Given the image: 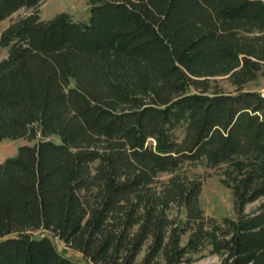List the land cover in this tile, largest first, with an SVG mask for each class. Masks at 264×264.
<instances>
[{"label": "trees", "instance_id": "1", "mask_svg": "<svg viewBox=\"0 0 264 264\" xmlns=\"http://www.w3.org/2000/svg\"><path fill=\"white\" fill-rule=\"evenodd\" d=\"M42 1L0 0V21L34 9L0 31V142H32L0 162V264H80L51 237L90 264H264V204L244 211L264 196V95L241 88L264 72V0H86L88 23ZM226 74L236 91L213 86ZM199 161L235 218L205 215L182 171Z\"/></svg>", "mask_w": 264, "mask_h": 264}, {"label": "rangeland", "instance_id": "2", "mask_svg": "<svg viewBox=\"0 0 264 264\" xmlns=\"http://www.w3.org/2000/svg\"><path fill=\"white\" fill-rule=\"evenodd\" d=\"M34 10L33 8L25 9L20 8L15 11L9 17L0 21V31L7 25L12 23L14 19L19 16L28 14ZM40 19H50L61 12L66 13L69 18L73 21H79L88 23L90 19V6L86 0H43L40 6L36 9ZM8 53L6 47L0 46V60L5 57ZM213 86L220 88L221 90L236 91L238 88L236 85L232 84L228 78V75H221L214 77ZM243 89L258 90L264 95V72L260 73L256 79L247 81L241 85ZM179 138L182 137L180 130L176 131ZM32 143L24 138L18 139H8L3 138L0 142V162L8 156H12L16 153L17 148L20 144ZM96 162H94L95 164ZM182 171L186 172L189 177L202 178V187L200 190L199 204L203 208L206 216L221 219V217L235 218L237 216L236 207H234V198L231 190L226 187L220 178V168H209L202 162H185ZM167 174H161L158 176L157 184H160V180L167 179ZM264 204V196L259 199L249 202L245 205V213L255 211L259 205ZM174 216L176 212L174 210ZM181 218H184L185 214L182 210L179 213ZM188 232L184 234L181 239L182 243L186 242ZM51 240L56 244L58 250L65 256H69L80 264H90L87 260L80 257L76 251L66 246L65 243L57 239L56 237H51ZM194 260L189 263L180 264H220L221 256L219 254L211 253L209 247H204L199 252L193 253Z\"/></svg>", "mask_w": 264, "mask_h": 264}]
</instances>
